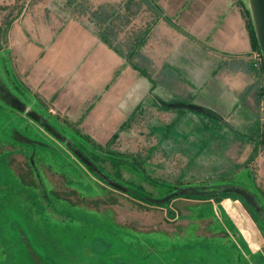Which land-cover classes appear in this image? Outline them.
Returning a JSON list of instances; mask_svg holds the SVG:
<instances>
[{
  "label": "rangeland",
  "instance_id": "obj_1",
  "mask_svg": "<svg viewBox=\"0 0 264 264\" xmlns=\"http://www.w3.org/2000/svg\"><path fill=\"white\" fill-rule=\"evenodd\" d=\"M159 1L106 8L121 52L109 47L136 81L125 121L98 142L26 95L12 29L48 40L72 17L102 39L97 6L0 0V264H264V66L249 0H223L248 29L241 54L200 38L210 0L185 1L196 6L186 15ZM162 25L184 41L166 45ZM167 47L176 59L165 61ZM237 71L243 90L221 102L218 79Z\"/></svg>",
  "mask_w": 264,
  "mask_h": 264
},
{
  "label": "crops",
  "instance_id": "obj_2",
  "mask_svg": "<svg viewBox=\"0 0 264 264\" xmlns=\"http://www.w3.org/2000/svg\"><path fill=\"white\" fill-rule=\"evenodd\" d=\"M90 1L96 6L121 8L124 5L134 4L137 0ZM147 1L150 3L153 0H143L146 3ZM185 1L187 0H184V3L179 2L174 7V0H164L173 13L178 12L179 9L183 15L196 7L190 1L187 3ZM210 4L213 6L206 9L207 11L206 5L203 6L204 10L197 11L198 14L204 12L214 17L210 19L211 25H208V31H205L203 36L201 33L200 38H210L214 41L220 38L227 50L240 54L249 50L251 42L248 29L239 9L229 1L210 0ZM159 27L161 36L166 33V45L172 46L173 49L180 44V41H184L182 32H173L169 25ZM45 28L47 29L43 25L42 30ZM12 29L15 33L17 32L16 35L19 38L15 46L17 51L21 52H18L16 60L22 85L28 91L26 95L37 101L53 104L58 112L56 115L58 118L61 117L69 124L79 126L92 139L98 142L109 140L131 111L126 97L131 86L135 85L136 74L132 67L126 65L125 57L122 58L114 48L109 47L105 41L94 35L86 22H80L72 17L61 23L56 22L53 29H57L58 32L50 36L48 40L46 37L29 40L24 35H19L17 25ZM176 56L178 55H171L167 47L165 61L176 59ZM243 75V72L237 71L236 78L229 76V78L218 79L217 86L220 91L217 93L216 90L212 93L211 90L208 93L214 98L217 93L222 102L235 90L233 99L235 101L238 97L237 93L244 87L239 85ZM209 84L211 89L212 83ZM6 91L11 104L14 102L19 106L25 105L23 104L25 102L14 93L15 91L9 89ZM177 98L185 99L180 95Z\"/></svg>",
  "mask_w": 264,
  "mask_h": 264
},
{
  "label": "trees",
  "instance_id": "obj_3",
  "mask_svg": "<svg viewBox=\"0 0 264 264\" xmlns=\"http://www.w3.org/2000/svg\"><path fill=\"white\" fill-rule=\"evenodd\" d=\"M72 2H74V0H71ZM84 2V1H83ZM84 6L82 5V7H81V9L83 8ZM108 7H114V6H104V5H99V6H97L96 7V11L95 12H91V14L93 15V17L94 18H96V21L97 22H99L98 24H101V26H103V28L101 29V38L103 39V40H105V42L108 44V45H111V46H113L114 48H116V50H119V52H121V50H120V48L118 47V46H116V45H114L113 43H112V41L108 38V36H109V30L111 29V25H109V28L107 27V28H105L104 26H106L105 25V23H107L108 22V24L111 22L110 21V19L107 21V22H105L107 19H108V17H109V14L107 15L106 13H107V11H106V8H108ZM113 10H116V8H113ZM104 13H105V15H104ZM93 18V19H94ZM126 22H127V20H126ZM111 26V27H110ZM253 32V42H255L254 44H255V46L257 47V48H259V45H258V43L259 42H257V39H256V36H255V33H254V31H252ZM128 49H133L134 48V46H132V43L131 44H128ZM129 56L131 57V58H134V57H136L137 56V50L135 51H133V53L131 52V54H129ZM138 61V60H137ZM134 66H135V68H139V69H141V70H145L144 69V66H142L140 63H138V62H135L134 63ZM263 66H264V60H263Z\"/></svg>",
  "mask_w": 264,
  "mask_h": 264
},
{
  "label": "water",
  "instance_id": "obj_4",
  "mask_svg": "<svg viewBox=\"0 0 264 264\" xmlns=\"http://www.w3.org/2000/svg\"><path fill=\"white\" fill-rule=\"evenodd\" d=\"M249 3L254 33L264 60V0H249Z\"/></svg>",
  "mask_w": 264,
  "mask_h": 264
}]
</instances>
